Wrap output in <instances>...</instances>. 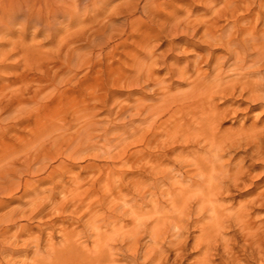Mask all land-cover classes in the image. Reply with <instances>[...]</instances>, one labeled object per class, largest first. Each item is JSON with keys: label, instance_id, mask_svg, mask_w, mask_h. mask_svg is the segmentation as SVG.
I'll return each mask as SVG.
<instances>
[{"label": "rangeland", "instance_id": "1", "mask_svg": "<svg viewBox=\"0 0 264 264\" xmlns=\"http://www.w3.org/2000/svg\"><path fill=\"white\" fill-rule=\"evenodd\" d=\"M19 1L22 2L15 0L14 4ZM25 1L31 3V0H24L19 4L23 5ZM263 1L260 2L264 8ZM44 2L52 7L49 10L51 12L45 11L46 18L39 17L43 18L41 23L50 18L46 24L42 23L47 30L40 29L42 26L34 20L35 14L17 13L24 11L21 10L24 6L18 10L20 5L17 4L16 13L21 18L16 21H20H15L14 27L9 28L13 30L8 29L11 33L6 29L0 32V168L9 161L13 162V169H20L34 137L46 130L50 131L52 125L58 123L54 120L62 119V116L65 118L66 113L69 116V112L87 107L89 133L88 143L84 142L83 147H74L77 157L72 158L74 160L57 155L51 146H46L38 157L47 159L43 173H17L7 181V185H24L28 181L29 191L39 192L38 198H42L45 203L50 202L43 212V220L59 213L57 207L62 204L75 202L79 205L76 215L84 213L83 224H87L88 220L89 237L82 246H86L89 251L94 250L98 243L108 240L107 244H118L115 239H119V234L124 230L120 221L122 209L127 213L125 219L138 212L142 214L140 219L147 220L150 215H155L154 210L157 209L160 210L157 216L169 217L173 215L172 210L176 205H182L199 192L196 185H221L223 181L218 178L220 163L229 165L230 173L233 174L239 168L244 175L241 174V180L236 183L240 186L230 190L227 198L216 203L221 210L247 205L264 190V154L256 155L253 153L254 147L238 143L242 134L252 129L262 131L264 107H254L248 94H240L239 89L230 95L215 94L210 104L212 109L210 106L207 109L206 106L202 107L201 103L197 105L191 99L187 100L189 103L185 100L190 98V83L197 75L201 78L209 76V80L215 76L214 67L223 61L226 49L219 42L208 44L202 39L203 24L202 27L198 26L199 30L194 35H191L190 30L187 35L183 32L186 30L181 28L175 31L171 26L187 19L210 21L211 11L219 9L223 5L222 0H54V4L51 2L53 5L49 0ZM253 2L244 0L240 6L249 7L252 24H255L256 13L261 12V9ZM55 11L57 15L52 13ZM240 11L238 16L245 9ZM45 12L42 11L41 15ZM261 13L262 21L264 18ZM23 14L24 17L28 14L26 17L31 20L25 27L21 24L24 21ZM7 16L2 17L1 24L11 19L10 15ZM54 16H57V25L52 21ZM35 19L38 20L37 16ZM229 21L225 17L220 18L218 28H229ZM48 22L55 25H47ZM50 27L56 28L52 30ZM63 61L69 67L73 63L78 65L73 64L69 68L63 65ZM232 67L231 64L222 66L227 73L223 81L236 78V74L230 70ZM249 71L251 69L243 73ZM138 75L142 77L138 78ZM145 76L148 79L144 82ZM253 76L246 80H256L257 76ZM184 96L183 102H175V99ZM166 97H170V100L164 106L162 103ZM137 106L158 109L150 116H137ZM202 108L209 113H205ZM212 113L215 123L207 126L209 122L205 120V115L211 116ZM66 121L71 124L70 134L76 137L79 126L72 125L70 117H66ZM53 134L57 135L58 131L52 133V137ZM80 138H84L83 133ZM232 140L236 147L219 153V163L215 161L212 166L208 158L214 154L215 146L220 143L228 145ZM38 166L34 165V168ZM138 191L145 193L144 201L138 198L133 205L131 198ZM14 195L0 198V210L3 208L0 215L14 210L27 199L22 196V192ZM70 207L62 215H67ZM248 210L257 224L264 223V204L250 205ZM36 225L34 222L31 227ZM61 225V221L56 220L53 229L44 228L42 249L50 242L59 245ZM81 229L82 225L76 227L77 231ZM190 231L192 237L198 235L194 229ZM190 244L187 250L189 255L182 264H191L197 257ZM217 263L219 260L215 261Z\"/></svg>", "mask_w": 264, "mask_h": 264}, {"label": "bare ground", "instance_id": "2", "mask_svg": "<svg viewBox=\"0 0 264 264\" xmlns=\"http://www.w3.org/2000/svg\"><path fill=\"white\" fill-rule=\"evenodd\" d=\"M14 1L15 0H0V12L2 13V17L3 16L6 17L7 15L11 16V19L9 18L10 20H8L7 22L2 21V24H1L2 17L0 16L1 17L0 32L6 31L9 28L14 27L13 26L15 24L14 22L17 19L21 18L20 14L19 16H17V13L27 12L31 15L35 14L33 15V17L35 16L36 18L37 16L38 19L40 16L43 17L46 16L45 11H49L52 9V7L50 8L48 4H44L45 0H43V2H41V0L38 1L35 0L37 2L34 1L35 3L33 2V4L31 0L30 4L32 5L28 4L29 2L26 3V1L24 2L23 5H20L19 3H22L24 0H22V2L19 1L16 4H14L15 3ZM253 1H254L253 2L254 5L255 4L259 5L257 7L261 9L260 10L261 12L262 9L264 11V8L261 7L263 6V4H261L260 2L263 0H253ZM51 2H50L51 5L55 3L54 0H53L54 3L52 2L53 4ZM222 2L223 5H221L219 9L217 10L214 9L213 11H211V18L210 21L208 22H203V21L199 22L198 20L189 21L187 19V21L184 20V21L175 22L171 26L172 29L175 31H178L181 28L186 30L183 32L187 33V35H189V32L191 33V35H194L199 30L198 26L202 27L203 24L204 30L202 31V35H201L202 39L204 38V41H206L208 44H212L213 42L214 43L219 42V44H222L226 49V54L224 57H222L223 61L220 63H216L215 67L213 66L214 70H216L215 76L211 80H209L208 78L209 76H206L205 74H202L205 75L202 78L198 77L197 75V77L193 80V82L190 83L192 86L191 87L192 91L190 92V95H188L190 96V98H186L185 100L187 102V100L189 101V99H191V101H195L197 105L198 103L199 104L201 103L200 105L202 107L206 106L205 108L207 109V106H210V104L212 103L215 94H220L224 96L226 94L230 95L239 89L240 94L242 93L248 94V99L254 104V107L256 108L264 107V19H262L261 21V17L259 15V13L261 12L259 13L257 12L255 24H252L250 10L249 7L246 6L243 7L245 9V12L243 14L239 13L241 15L238 16V12H241L240 10L243 9L240 5L244 3V0L243 1L222 0ZM259 2L260 4H258ZM42 3L44 4L43 5L44 7H41ZM17 4L20 5L19 8L17 7L18 10H20L22 6H24V8L26 9L22 7L23 9L21 10L24 11L23 12L20 11L16 13ZM214 6H212V8ZM67 7L69 8V6ZM257 7L255 8L257 9ZM69 10H71V8H69ZM42 11L45 12L43 15H41ZM57 11H59L58 8ZM52 13L55 14L56 11ZM262 13H263L262 17L264 18V12ZM64 14L62 13V15ZM27 15L28 14H26L24 17L23 14L24 21L23 20L22 21L24 23L22 22L21 24L24 27L28 26L29 23L31 22V20L26 17ZM56 17L53 20L51 19L55 24L58 21ZM222 17H225L226 19H230L229 23H227L228 25L231 24L229 28L226 27L218 28L217 26L218 20ZM35 18L34 20L37 21L38 24H40L41 23L40 20L43 19V18L42 19L39 18L38 20H36ZM66 19L68 20V17H66ZM48 20L46 19V21ZM42 23H41L42 27H40V29L42 28V30L44 29L47 30L48 28L43 27L44 24ZM48 24L50 25V22H48L47 25ZM58 25H60V23H58ZM9 30H13V29H9ZM188 30L190 31L188 32ZM62 39H64V37ZM149 55L151 56V53ZM228 64L229 65L231 64L233 66L230 70L236 74V78L234 80L225 82L223 80L226 77L227 73L223 71L222 66L223 65L226 66ZM63 65L65 66L68 65L67 67H69V64L66 65V62L63 63ZM61 67L64 66L61 65ZM67 67L66 68L64 67L63 69L66 70ZM249 69H251V71L247 73H243V71L245 70L248 71ZM60 71H62V68ZM147 74L148 73H146V75ZM253 75L255 77L257 76L256 80L252 79L253 81H248L250 80L248 79V77ZM137 77L141 78L142 76L138 75ZM145 77L146 78L143 79L144 82L148 79V76ZM169 98L170 97H166L165 99H163L162 104L164 105V103L167 102ZM184 98L185 96L181 99H175V102H177L176 100H178V102H183ZM186 106L187 105H185V107ZM75 108L77 107H74V109ZM157 109H158L157 107L147 108L145 106H137L135 109L136 111L135 114L137 116H142V114L146 116H150L154 112V110L157 111ZM204 110L205 109H203V111ZM75 111L69 112L70 113L69 116L68 113H66L65 118L64 116H62V119L59 118L60 120L56 118L54 121L55 122L58 121L59 126H56L58 123L56 125L54 123V125H52L53 128L50 131L48 130L47 132L46 130L45 132L44 129H42V131H44L45 133L44 132L43 134L39 133L34 137V140H32L31 142V147L27 150L28 154L22 159V164H20L21 167H19L20 169H13L12 168L13 162L9 163V161L4 163L2 168H0V198L1 197L9 198L19 192H22V196L27 197V199L23 201L21 205H19L17 208L0 215V264H117V263L182 264L184 258H186L189 255L187 250L191 241H192V243L190 244L191 249L194 251V253L197 254V257L193 259L191 264H215L216 260H219V263L217 264H264V225H263L264 223L257 224L254 221V219L251 217L252 213L250 212V210H248V207H250V205L255 206V204L257 203L258 205L264 204V190L261 191L259 194L257 193L258 195L253 200H251L249 203H246L247 205L242 204L237 207H233V209L229 207L221 210V207H218L216 203L219 202L224 197L227 198L226 196L229 195L230 190L238 188L240 186V185H236V183H238L241 180L240 175L241 174L243 175L241 169L239 168H237L233 174L230 173L231 171H229L230 170L229 169L230 167H228L229 165L225 166L222 163H220L221 171L218 175V178L220 177V179L226 185H222L223 183L221 185H196L197 189L198 188L200 189L199 192H196L193 195V198H191L190 200L187 199L186 201H184L182 205L180 206L176 205L174 210H172L173 213L172 216L169 217L168 216L163 217L161 215L157 216L156 214L160 213V210L157 209L154 210L155 215L152 216L150 215L151 220H150V216L148 217L147 220L140 219L141 218L140 216L142 214L138 212H134V216L132 215L131 218L125 219L124 215H127V213L126 210L122 209L123 213H121L122 218L120 221H122L123 223L122 228L124 230H122L121 234H119L118 236L119 239H115L116 241H118L117 245H114L113 243L107 244V242L109 241L108 240L107 242L98 243L94 250L88 251V248L86 246H82L84 242L88 241V237H89L88 220L86 221L87 224H83L84 222H82V215L84 213L81 216L76 215L77 214L76 210L77 207H79V205L75 204V202L72 204H69L70 202L69 203L66 202L65 204H62L61 206L57 207L59 208L60 211L59 213L55 214L53 217H50L47 220H43V214H44L43 212L45 211L47 204L50 202L45 203V201L42 198H38L39 192L29 191L30 185H28L27 183L28 181H25L24 185H20V183H17L16 185H7V181L10 180V176H15L17 173L23 175L24 174L40 175L41 173H43L46 170L45 160L47 159L43 156L40 157L39 159L38 157L40 152L44 151L46 146H51L52 149H54V152H57V155L59 154L60 156H66V158L70 160H74L75 158H77L75 155L76 153L74 152V147L76 148L79 146L83 147L84 142L88 143V133H89L88 108L83 107L82 110H77L76 112ZM159 111L161 110L159 109ZM108 112L109 111H107V113ZM205 113L208 114L209 112L205 110ZM66 117H70V119L72 118V122H71L72 125L74 123L75 125L79 126V129L77 130L78 137L77 136L74 137V134H70L71 124L67 122L69 119L66 121ZM214 117L215 116L213 115V113L211 116L205 115V120L206 121L208 120L209 122L207 126L208 125L212 126L215 123ZM130 118H133V116ZM66 124L68 125L65 127ZM115 127L116 126L114 125V129ZM202 128L205 129L203 126ZM57 131L58 134L57 135L53 134L54 136L52 137V133H55ZM208 131L209 130H207V132ZM82 133L84 134V138H80L82 137ZM242 135H240L242 138L241 139L239 138L238 140L239 144L242 142V143H246L245 144L246 146H251L252 148L254 147L253 153L256 155L264 154V128L262 129V131L261 130L257 131L255 129H252ZM55 145H57L56 149H55ZM234 147H236L235 141L231 142L228 145L226 143H220L217 146H215L214 154L211 155V157L209 156L210 158L208 157L206 158L209 159L210 163L213 166L215 161L218 162L221 159V154L219 153H224ZM53 160L56 159L54 158ZM1 161H4V159H2ZM32 162H35L34 163L35 166L38 164L40 166L34 168V165L31 164ZM212 171H214V169ZM49 175H51V173H49ZM210 178L212 179V176ZM138 198L140 199L139 201L143 202L145 198V193L144 192L141 193V191L136 192V194L133 195L131 198L133 205H135L136 200H138ZM123 202L126 205L125 201ZM68 207H70L71 209V210L69 209V213L67 215L65 214L62 215V213H64L65 209ZM209 211L211 212V215L210 213L208 214ZM49 213L51 215L53 214L51 210L49 211ZM56 220H60L62 224L59 229L60 243L59 245H55L54 243L50 242L47 244V247L45 249H42V240H43L42 233L44 231V228L49 227L53 229ZM34 222L37 223V225L31 227V224ZM78 225H82V229L80 231L76 230V227ZM191 229H194L195 232L198 233V235L192 237L191 236L192 231H190ZM228 235L229 237L226 238V236ZM24 236L26 237L24 238ZM51 239L52 237H50L49 240L51 241Z\"/></svg>", "mask_w": 264, "mask_h": 264}]
</instances>
